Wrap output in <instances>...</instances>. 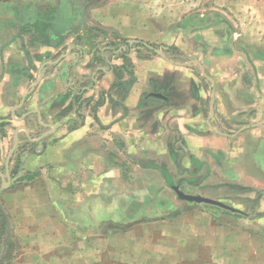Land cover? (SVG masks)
Instances as JSON below:
<instances>
[{
    "label": "crops",
    "instance_id": "crops-1",
    "mask_svg": "<svg viewBox=\"0 0 264 264\" xmlns=\"http://www.w3.org/2000/svg\"><path fill=\"white\" fill-rule=\"evenodd\" d=\"M236 1L168 42L118 1L0 0L1 264H264V0Z\"/></svg>",
    "mask_w": 264,
    "mask_h": 264
},
{
    "label": "rangeland",
    "instance_id": "rangeland-1",
    "mask_svg": "<svg viewBox=\"0 0 264 264\" xmlns=\"http://www.w3.org/2000/svg\"><path fill=\"white\" fill-rule=\"evenodd\" d=\"M110 1V0H100L101 3H105ZM118 1V5H124L128 6L129 9L132 7H136L137 10L142 13H144V17L140 16V18H148L147 14L150 13L153 15L154 19L158 21V29L160 32H163L161 34L164 39L162 41H172L174 37H179V35L184 36H189L188 34L185 35L184 33H180V31H176L177 36H175V29L173 28L174 25H177L183 21V19H186L190 16L193 15H198V14H204L207 13L208 11H224L226 14V20L228 19L230 22L228 23H233V10L237 7H239V2H233L234 0H114ZM110 10V9H109ZM107 10V12H109ZM109 15L113 16L112 20H109L108 22L112 23L116 20V24H119L120 26H123L126 30L127 24H129V28L127 29L128 33H132L133 31L135 32L136 30V23L134 20H126L125 19V14H122V11L117 8V7H112ZM141 15V14H140ZM227 20V21H228ZM146 27L150 29L148 30L149 34H151L152 30V25L147 22H143L141 24V28ZM170 32V34H169ZM183 39V38H182ZM191 36H189L188 40H191ZM184 41V40H183ZM160 45H168L167 43L161 42ZM158 49V48H157ZM165 53H162L164 56L167 55L171 56L174 58L173 53H170L169 50H162ZM177 58V57H176ZM194 196H199V195H194ZM210 197H205L213 200L214 195H210ZM261 196V194H256L252 195L254 197L253 199L258 198ZM203 197V196H202ZM245 202H248L249 200H246L247 198H242ZM218 201V200H217ZM250 202V201H249ZM0 249H1V243H0ZM7 249H12V246L10 243L8 244ZM8 251V250H7ZM7 259L1 260L2 264L7 263ZM1 264V263H0Z\"/></svg>",
    "mask_w": 264,
    "mask_h": 264
},
{
    "label": "water",
    "instance_id": "water-1",
    "mask_svg": "<svg viewBox=\"0 0 264 264\" xmlns=\"http://www.w3.org/2000/svg\"><path fill=\"white\" fill-rule=\"evenodd\" d=\"M146 47H148L149 49L155 51L156 53L160 54V52L156 49H153L152 47L146 45ZM195 64H198L197 62L194 61ZM15 146L13 147L11 153L14 151ZM9 177V175H8ZM174 192L176 193V195L178 196V198L180 200L183 201H187V202H192V203H197V204H205L207 206L210 207H214V208H220L223 210H227L229 212H233V213H238L239 211L226 205L225 203L221 202V201H217V200H213V199H209V198H205V197H201V196H194V195H186L184 193H182L177 186L173 187Z\"/></svg>",
    "mask_w": 264,
    "mask_h": 264
},
{
    "label": "trees",
    "instance_id": "trees-1",
    "mask_svg": "<svg viewBox=\"0 0 264 264\" xmlns=\"http://www.w3.org/2000/svg\"><path fill=\"white\" fill-rule=\"evenodd\" d=\"M212 17L213 18L209 19V18H207V16L203 17V18H200L197 15H193V16H190V17H188L186 19H183V21L181 23H179L178 26H180V27H185V26H188V25L205 26V25H207L208 20H212V21L220 20V17L218 15L214 14ZM212 21H209V22H212Z\"/></svg>",
    "mask_w": 264,
    "mask_h": 264
}]
</instances>
